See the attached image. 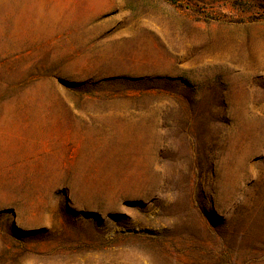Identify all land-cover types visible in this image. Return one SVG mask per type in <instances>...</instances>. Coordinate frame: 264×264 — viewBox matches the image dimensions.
I'll list each match as a JSON object with an SVG mask.
<instances>
[{
  "label": "rangeland",
  "instance_id": "rangeland-1",
  "mask_svg": "<svg viewBox=\"0 0 264 264\" xmlns=\"http://www.w3.org/2000/svg\"><path fill=\"white\" fill-rule=\"evenodd\" d=\"M0 264H264V0H0Z\"/></svg>",
  "mask_w": 264,
  "mask_h": 264
},
{
  "label": "trees",
  "instance_id": "trees-1",
  "mask_svg": "<svg viewBox=\"0 0 264 264\" xmlns=\"http://www.w3.org/2000/svg\"><path fill=\"white\" fill-rule=\"evenodd\" d=\"M168 1H170V2H172V3H178L180 0H168Z\"/></svg>",
  "mask_w": 264,
  "mask_h": 264
}]
</instances>
